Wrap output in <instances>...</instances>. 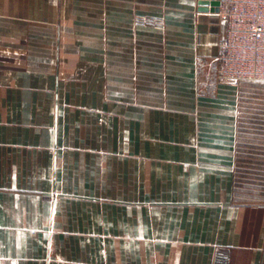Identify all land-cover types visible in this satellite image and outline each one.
<instances>
[{"label": "crops", "instance_id": "obj_1", "mask_svg": "<svg viewBox=\"0 0 264 264\" xmlns=\"http://www.w3.org/2000/svg\"><path fill=\"white\" fill-rule=\"evenodd\" d=\"M223 27L0 0V264H264V80H218Z\"/></svg>", "mask_w": 264, "mask_h": 264}, {"label": "built area", "instance_id": "obj_2", "mask_svg": "<svg viewBox=\"0 0 264 264\" xmlns=\"http://www.w3.org/2000/svg\"><path fill=\"white\" fill-rule=\"evenodd\" d=\"M213 12L223 23L217 55V77L224 83L264 80V0H218ZM162 17L134 15L135 25L163 28ZM211 264H229V253L217 249Z\"/></svg>", "mask_w": 264, "mask_h": 264}, {"label": "water", "instance_id": "obj_3", "mask_svg": "<svg viewBox=\"0 0 264 264\" xmlns=\"http://www.w3.org/2000/svg\"><path fill=\"white\" fill-rule=\"evenodd\" d=\"M218 4V0H198V10L215 12L218 9Z\"/></svg>", "mask_w": 264, "mask_h": 264}, {"label": "rangeland", "instance_id": "obj_4", "mask_svg": "<svg viewBox=\"0 0 264 264\" xmlns=\"http://www.w3.org/2000/svg\"><path fill=\"white\" fill-rule=\"evenodd\" d=\"M135 14H143V13H135ZM134 14V15H135ZM143 15H145V16H149V17H156L155 15H147V14H143ZM217 15V14H216ZM218 16V15H217ZM158 17H162V16H158ZM219 17V16H218ZM163 18V17H162ZM220 19V18H219ZM163 20H164V18H163ZM221 20V19H220ZM164 24H165V20H164V23H163V28H164ZM133 25L135 26V27H145V26H147V27H152V26H149V25H141V26H137V25H135L134 24V19H133ZM154 28V27H153ZM163 28H161V29H159V30H162ZM156 29V28H155ZM235 85V84H234Z\"/></svg>", "mask_w": 264, "mask_h": 264}]
</instances>
